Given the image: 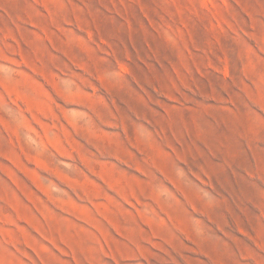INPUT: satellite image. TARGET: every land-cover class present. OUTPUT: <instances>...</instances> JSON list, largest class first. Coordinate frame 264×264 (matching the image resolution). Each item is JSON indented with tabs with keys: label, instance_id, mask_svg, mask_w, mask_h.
<instances>
[{
	"label": "rangeland",
	"instance_id": "1",
	"mask_svg": "<svg viewBox=\"0 0 264 264\" xmlns=\"http://www.w3.org/2000/svg\"><path fill=\"white\" fill-rule=\"evenodd\" d=\"M0 264H264V0H0Z\"/></svg>",
	"mask_w": 264,
	"mask_h": 264
}]
</instances>
